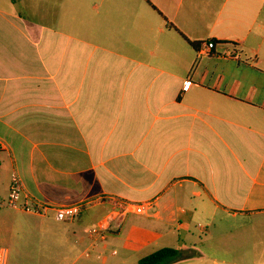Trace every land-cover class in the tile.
Masks as SVG:
<instances>
[{"label": "crops", "instance_id": "1", "mask_svg": "<svg viewBox=\"0 0 264 264\" xmlns=\"http://www.w3.org/2000/svg\"><path fill=\"white\" fill-rule=\"evenodd\" d=\"M0 139L3 201L96 202L16 210L34 258L264 264V0H0ZM107 196L155 208L92 238Z\"/></svg>", "mask_w": 264, "mask_h": 264}, {"label": "built area", "instance_id": "2", "mask_svg": "<svg viewBox=\"0 0 264 264\" xmlns=\"http://www.w3.org/2000/svg\"><path fill=\"white\" fill-rule=\"evenodd\" d=\"M215 47L216 44L214 41L208 42L207 50L209 52ZM204 51H202V53H208ZM231 58L238 60L240 59V55L238 53H235L231 56ZM188 87L189 84L187 83L184 88L188 89ZM5 148V142L0 139V151L4 150ZM100 202L108 204L110 206L106 218H104L97 227L90 230V236L92 238L98 237L100 240L106 239L107 231L112 224L120 223L125 217L130 214H149L155 208V203L153 201L136 203L115 196L104 197L100 200ZM94 203L96 202L88 201L59 207L45 204L39 200L32 198L29 195L24 194L23 181L16 171H13L11 174L10 187L6 200L3 201L0 197V206H6L10 209L20 210L36 216H45L49 211H53L55 214V218L58 221L77 219L83 211H85L90 205H93ZM84 255L85 257H90L91 252L87 251ZM8 258V249L0 247V264H7Z\"/></svg>", "mask_w": 264, "mask_h": 264}, {"label": "rangeland", "instance_id": "3", "mask_svg": "<svg viewBox=\"0 0 264 264\" xmlns=\"http://www.w3.org/2000/svg\"><path fill=\"white\" fill-rule=\"evenodd\" d=\"M18 213L14 209L6 206H0V247L7 248L9 258L7 264H54L58 260H46L32 257V252H29L26 240L32 236L31 230H27V222H18ZM21 223V225H19ZM82 250L75 256L78 257ZM93 256L86 258L81 255L75 264H106L109 261L108 256L97 258V253L92 251ZM76 258L66 260V264H72ZM131 264V263H129Z\"/></svg>", "mask_w": 264, "mask_h": 264}, {"label": "trees", "instance_id": "4", "mask_svg": "<svg viewBox=\"0 0 264 264\" xmlns=\"http://www.w3.org/2000/svg\"><path fill=\"white\" fill-rule=\"evenodd\" d=\"M195 254L193 250L183 251L175 248H163L142 258L139 264H172L177 261L193 258Z\"/></svg>", "mask_w": 264, "mask_h": 264}]
</instances>
